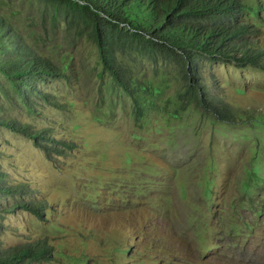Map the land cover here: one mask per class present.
<instances>
[{
	"label": "rangeland",
	"instance_id": "374dc122",
	"mask_svg": "<svg viewBox=\"0 0 264 264\" xmlns=\"http://www.w3.org/2000/svg\"><path fill=\"white\" fill-rule=\"evenodd\" d=\"M239 18L264 43V0ZM29 44L62 68L38 111L10 114L52 139L0 125V170L41 215L0 196V250L45 240L28 264H264V69L197 59L222 120L184 96L172 54L119 52L135 97L103 68L86 26L54 0H0Z\"/></svg>",
	"mask_w": 264,
	"mask_h": 264
},
{
	"label": "trees",
	"instance_id": "16d2710c",
	"mask_svg": "<svg viewBox=\"0 0 264 264\" xmlns=\"http://www.w3.org/2000/svg\"><path fill=\"white\" fill-rule=\"evenodd\" d=\"M86 26L99 51L103 68L135 97L132 75L118 56L129 46L143 55L172 54L182 62L184 96L219 119L234 121L240 113L226 108L210 94L197 59L225 60L264 69V43L254 39L256 27L239 17L243 0H54ZM63 74L62 68L40 54L11 22L0 14V125L23 133L35 143L52 139L48 127L33 128L10 114L16 108L38 111L35 102H54L38 83ZM26 186L11 182L0 170V196L17 198L15 206L41 215L45 206L25 200ZM48 242H22L0 250V264L48 260Z\"/></svg>",
	"mask_w": 264,
	"mask_h": 264
}]
</instances>
